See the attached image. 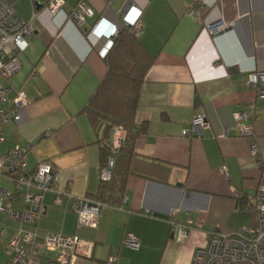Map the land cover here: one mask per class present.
<instances>
[{
  "label": "crops",
  "instance_id": "1",
  "mask_svg": "<svg viewBox=\"0 0 264 264\" xmlns=\"http://www.w3.org/2000/svg\"><path fill=\"white\" fill-rule=\"evenodd\" d=\"M64 1L56 15L37 6L36 31L10 79V96L21 89L30 104L20 123L3 125L0 149L31 146L29 168L47 162L59 190L99 200L101 134L82 111L107 74L103 55L113 39H99L91 30L101 19L121 27L132 8L140 11L138 39L153 59L134 116L146 131L135 142L125 201L102 208L97 229L77 227L72 198L63 195L56 204L54 193L46 192L35 233L92 242L91 258L76 264H106L111 256L114 264H191L213 230L227 234L253 227L254 213L242 206L254 197L264 172V98L257 97L248 77L264 73V0H111L109 5L83 0L93 16L82 28L69 18L80 0ZM193 3L199 13L190 15ZM13 8L23 20L31 19V0H16ZM216 23L227 28L210 34L206 27ZM251 103L257 107L253 137L241 138L233 114ZM199 113L208 126L195 135L191 121ZM251 145L257 146V157ZM223 166L227 176L219 171ZM2 189L12 186L0 178ZM171 211L174 222L193 223L181 243L171 238ZM2 228L0 264H12L15 251L7 255L6 246L18 225L3 216ZM127 234L139 238L137 250L121 245ZM53 262L54 255H40L39 264Z\"/></svg>",
  "mask_w": 264,
  "mask_h": 264
},
{
  "label": "built area",
  "instance_id": "2",
  "mask_svg": "<svg viewBox=\"0 0 264 264\" xmlns=\"http://www.w3.org/2000/svg\"><path fill=\"white\" fill-rule=\"evenodd\" d=\"M16 0H0V145L4 142L2 127L8 122L20 123L30 100L26 93L15 90L10 96L12 88L10 79L20 70L22 55L28 47V39L35 33L36 26L33 22L36 9L39 5H45L51 15H56L65 5L64 0H31L32 16L29 20H23L14 10ZM109 5L111 0H104ZM195 3L191 5L189 14H197ZM93 13L85 1L80 0L70 13V20L78 28L85 25L86 19ZM97 22L94 28H105L103 36L107 39L117 37L120 29L127 27L135 36L142 31L140 11L132 8V13L125 16L122 26L103 25ZM106 26V27H105ZM227 28L222 23L208 25L206 30L210 34H216ZM248 84L255 90L257 97L264 98V73L251 74ZM257 107L254 103L247 109L235 112L233 119L238 137L252 138V121L257 117ZM208 122L203 113L197 114L191 121V128L195 135L207 128ZM182 135L189 137V131H183ZM228 132L223 133L227 137ZM124 138L121 129H114L110 136V155L106 164L101 167L100 181L110 183L115 161L123 145ZM31 146L15 144L11 148L0 149V178L12 186V191L2 189L0 191V218L5 216L8 220L17 223V232L7 242V255L15 251L12 264H39L40 255L50 253L54 255L53 264H76L78 259H90L94 244L82 240L76 236H65L61 233H51L39 236L34 228L42 214V199L46 192L55 195V203L59 204L63 195L72 198L73 211L77 217V227L95 230L99 224L102 208L108 204L104 201H92L85 197H73L57 188V173L53 167L44 161L39 162L34 168L28 167L27 155ZM250 152L253 157L258 156L256 145H251ZM227 176L226 168L219 170ZM125 199H123V202ZM23 205L18 207L16 205ZM243 210L252 211L255 215V225L248 229H239L231 233H219L215 230L207 235L206 244L197 248L192 256L191 264H264V172L261 175L256 193L250 198L248 206ZM174 211L169 213L171 217V238L175 243H181L188 235V230L193 227L191 219L185 223H176L173 220ZM6 235L5 229H0V239ZM121 245L128 249L137 250L139 238L133 234H127L122 239ZM115 257L107 259L106 264H114Z\"/></svg>",
  "mask_w": 264,
  "mask_h": 264
},
{
  "label": "trees",
  "instance_id": "3",
  "mask_svg": "<svg viewBox=\"0 0 264 264\" xmlns=\"http://www.w3.org/2000/svg\"><path fill=\"white\" fill-rule=\"evenodd\" d=\"M107 74L82 111L87 115L97 134H101V167L110 155L109 141L114 129H121L124 142L115 161L110 183L101 182L98 201L108 206H120L124 199L129 165L134 155L137 139L146 131L137 127L134 116L137 110L140 88L153 59L131 30L124 27L103 55ZM245 203L244 206H248ZM242 206V207H244Z\"/></svg>",
  "mask_w": 264,
  "mask_h": 264
},
{
  "label": "clouds",
  "instance_id": "4",
  "mask_svg": "<svg viewBox=\"0 0 264 264\" xmlns=\"http://www.w3.org/2000/svg\"><path fill=\"white\" fill-rule=\"evenodd\" d=\"M103 20V19H102ZM104 21V20H103ZM100 23H103L102 21L100 22ZM103 25H106V23H103ZM95 27V26H94ZM92 28V30H91V35H93V36H95V37H97V38H99V39H102V38H106L105 36H103V33H100L99 32V27L97 26L96 28ZM107 39V38H106Z\"/></svg>",
  "mask_w": 264,
  "mask_h": 264
}]
</instances>
